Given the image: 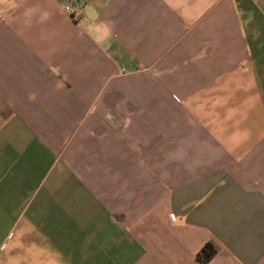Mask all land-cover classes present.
<instances>
[{"label":"crops","instance_id":"crops-1","mask_svg":"<svg viewBox=\"0 0 264 264\" xmlns=\"http://www.w3.org/2000/svg\"><path fill=\"white\" fill-rule=\"evenodd\" d=\"M0 264H264V0H0Z\"/></svg>","mask_w":264,"mask_h":264},{"label":"trees","instance_id":"trees-1","mask_svg":"<svg viewBox=\"0 0 264 264\" xmlns=\"http://www.w3.org/2000/svg\"><path fill=\"white\" fill-rule=\"evenodd\" d=\"M215 253V248L212 243H206L198 252L197 257L201 262L208 261Z\"/></svg>","mask_w":264,"mask_h":264},{"label":"built area","instance_id":"built-area-1","mask_svg":"<svg viewBox=\"0 0 264 264\" xmlns=\"http://www.w3.org/2000/svg\"><path fill=\"white\" fill-rule=\"evenodd\" d=\"M63 8H64V10L65 11H67V12H70L71 10V8H70V6L68 5V4H65L64 6H63ZM170 217L172 218V219H175L176 218V216L174 215V214H170Z\"/></svg>","mask_w":264,"mask_h":264}]
</instances>
